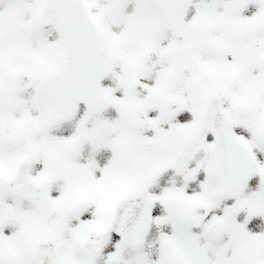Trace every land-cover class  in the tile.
Returning a JSON list of instances; mask_svg holds the SVG:
<instances>
[{"label": "snow or ice", "instance_id": "1", "mask_svg": "<svg viewBox=\"0 0 264 264\" xmlns=\"http://www.w3.org/2000/svg\"><path fill=\"white\" fill-rule=\"evenodd\" d=\"M0 264H264V0H0Z\"/></svg>", "mask_w": 264, "mask_h": 264}]
</instances>
